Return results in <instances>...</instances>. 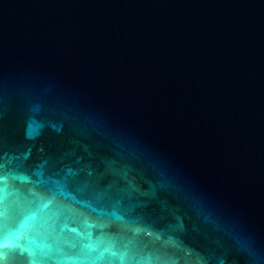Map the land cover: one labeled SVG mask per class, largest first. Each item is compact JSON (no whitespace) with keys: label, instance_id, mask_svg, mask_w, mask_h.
Segmentation results:
<instances>
[{"label":"water","instance_id":"obj_1","mask_svg":"<svg viewBox=\"0 0 264 264\" xmlns=\"http://www.w3.org/2000/svg\"><path fill=\"white\" fill-rule=\"evenodd\" d=\"M264 264V0H0V264Z\"/></svg>","mask_w":264,"mask_h":264},{"label":"snow or ice","instance_id":"obj_2","mask_svg":"<svg viewBox=\"0 0 264 264\" xmlns=\"http://www.w3.org/2000/svg\"><path fill=\"white\" fill-rule=\"evenodd\" d=\"M33 264H34V262H33Z\"/></svg>","mask_w":264,"mask_h":264}]
</instances>
